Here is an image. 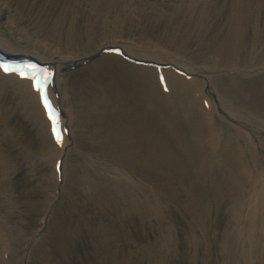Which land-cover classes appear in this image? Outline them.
<instances>
[{"label":"rangeland","instance_id":"obj_1","mask_svg":"<svg viewBox=\"0 0 264 264\" xmlns=\"http://www.w3.org/2000/svg\"><path fill=\"white\" fill-rule=\"evenodd\" d=\"M0 42L13 56L75 62L61 73L69 80L63 104L73 114L74 131L61 156L62 182L54 170L55 151H46L12 94L0 104V228L9 245L0 248V264H264L261 190L232 185L230 168L210 177L193 175L200 169L195 143L201 135L185 120L177 128L158 92L149 90L147 96L163 124L160 144L144 122L134 123L152 162L144 171L154 178L142 177L154 186L137 180L124 149L116 152L115 122L126 114H114L101 126L98 115L80 111L73 93L75 86L87 91L100 86L102 104L111 106L107 62L98 55L109 46L131 44L203 70L208 74L197 77L206 83L204 90L212 88L256 122L248 128L218 114L225 139L235 130L250 142L264 178V0H0ZM90 58L97 63L83 67ZM175 90L177 102L191 103L192 92ZM180 153L190 161L179 160L181 170L168 181L164 155ZM128 180L146 192L153 209L131 208L119 189Z\"/></svg>","mask_w":264,"mask_h":264},{"label":"bare ground","instance_id":"obj_2","mask_svg":"<svg viewBox=\"0 0 264 264\" xmlns=\"http://www.w3.org/2000/svg\"><path fill=\"white\" fill-rule=\"evenodd\" d=\"M126 52L131 53L132 55L139 56V57H152L157 60L162 61H168L170 57H165L163 54H150L147 51H143L142 49L136 48L131 44H127L124 46ZM0 49L7 51L8 49L0 42ZM107 66L104 67V72L108 73V78L105 81V84L109 87V94L112 98L111 106H107L106 104H102V94H101V88L100 86L93 85V89L91 91L83 90L81 86H75L74 88V96L78 102V107L80 111H86V113L90 117H97V115L100 117L99 124L103 126V123L109 122L110 119L113 117L114 114L119 116L120 112L123 111L126 114V119H123L120 117L119 122H115V129H116V136L114 137L115 142L119 143L118 147L115 148L116 152L121 151L124 149L125 153H127L128 156H130V159L127 161V165L130 169H132L135 172V175L137 177V180L142 183L143 186H146L147 184L151 183L147 178L153 179V175L150 173L145 172L144 170L146 167H150L151 160L148 157V153L143 150V148L140 146L141 141L136 138V126L134 125L135 122H144L145 125L149 127L145 128V130L149 131H155L157 133V139L160 142L162 135V127L163 124L161 122L160 117H158L156 114H154L153 105L148 102V91L153 90L159 93L160 97H163V104L164 107L167 108L175 117L174 125H177V128L182 126L183 120L186 121L187 126L191 128L192 130L196 131L201 135L200 140L198 139V142L193 141L195 143L196 148L198 149L199 157H198V166L200 169H197L195 173H192L195 176L206 174L210 177L212 174H216L217 171L224 172V168L219 169L218 163L216 161L224 162L230 161L235 162V166H237V169L240 172V168H242L240 162H241V153L243 152L240 150V147L242 145V148L244 149L245 153L247 155H250L251 158V165L254 170L255 166V172H253L252 177L250 178V182L248 180V174L251 173V171H248L247 175H243L240 178L236 175L235 171L234 174H232V178L235 180L230 181V183L236 187L241 186H252L253 188L258 187L259 190H261L262 195V201H264V178L263 175L260 174V171L258 170V165L256 162V156L254 153L247 152L248 146H250V142L246 139V137L243 135L241 137L240 133L238 131H233L234 134H228L232 136L233 138L223 139L222 135L223 132L222 129V120L219 115L221 116H228L233 119H237L239 121H243L242 124L245 125L248 128H252L253 125L256 124L254 120H250L246 117L245 113H243L238 108H232L230 104L227 103V101L223 100L222 97L215 96L214 90L210 87H208V92H206L202 87L206 84L201 82L197 77L192 79L191 82L186 81L183 78L180 77H173V81H175V84L177 85L174 87V84L170 81V78L167 79L168 87L172 90L176 88L179 90V92L184 93V91L192 92L193 99L191 100V103L188 104H181L180 109L177 101L174 99L173 103H171L169 100H171V97H165V95L162 93L161 87L159 85V82L156 80L155 75L150 72L149 70H144L142 68H136L135 66H132L130 64H127L123 62L121 59L117 57H108L106 59ZM118 60L122 63V65L118 62ZM97 63L94 62L93 64ZM181 66L185 67L192 75L193 74H203L207 75L208 73L203 70H198L190 65L184 64L183 62H177ZM54 65L57 68L56 76H55V83L53 90L49 91L50 96L52 98V101L59 106H61L62 109H64L65 116L63 114L62 116V125L65 126H71V116L73 115L70 111V109L66 106H64V96L66 97V83L69 82V80L61 79L62 72H65V70L70 67L74 66L75 62L69 59H63L60 61L54 62ZM84 72V71H82ZM168 74V73H167ZM68 77V76H67ZM138 82V83H137ZM174 83V82H173ZM211 85V84H210ZM201 87V88H200ZM13 90V91H11ZM173 91V90H172ZM196 92L202 93V97L209 98V110L204 109L202 107L203 100L201 98H198L195 96ZM60 94L59 101L54 98V94ZM124 94L123 98H120L119 94ZM12 94L13 102L16 103L20 107V109L24 112V114L28 117L30 121L37 127L39 130L40 135L43 137L45 141L46 151H55L56 160L59 159L62 154L63 150L59 151L57 146L54 144L53 139L50 135V123L45 118V113L43 109L40 106V99L39 94L35 93L32 88V83L28 80H19V78L16 75H6L0 70V104L5 99L6 95ZM118 95V97H117ZM141 96V97H140ZM169 99V100H168ZM205 99V100H207ZM202 101V103H201ZM208 101V100H207ZM12 103V101H9L8 104ZM176 107V110L174 109ZM111 116L108 118V113L112 112ZM69 114V116H68ZM159 114V113H158ZM216 116V119H215ZM67 119V120H66ZM217 121V124H216ZM247 121H251V124L248 125ZM173 124L168 123L167 126H169V129L171 132H174L176 129ZM248 130V129H247ZM248 132L253 134V131L248 130ZM239 134V135H238ZM257 134V133H256ZM50 138V144L47 142V137ZM239 137L243 138L241 141H238L237 143H241V145H234L235 139ZM208 138H211L212 145L208 146L207 140ZM221 138L223 140L224 144L219 143L218 146L217 142ZM145 140L144 138H142ZM195 139V138H194ZM179 140V139H178ZM246 140V141H245ZM201 141L203 143H201ZM233 141V142H232ZM232 142V143H231ZM68 139L66 138L63 142L62 149L64 147H67ZM124 143L123 146L121 145ZM160 144V143H159ZM207 145V147L205 146ZM147 145L144 146V148ZM216 147V148H215ZM215 148V151L213 149ZM159 149H162V146L159 145ZM167 152V150H163L160 153ZM159 153V154H160ZM166 160L165 167L170 168L169 174L167 175V180L171 181L175 177V172H178L182 168V164L179 160L186 161V159L190 158L185 154H175V155H164ZM163 159V158H162ZM56 160L54 163V168L56 166ZM164 162V160H163ZM165 163V162H164ZM222 165V164H221ZM224 165V164H223ZM191 166V165H189ZM223 167V166H222ZM233 167V166H232ZM228 169V168H226ZM238 172V173H239ZM145 176V177H142ZM142 179L144 181H142ZM220 179L222 180L223 184L226 185L227 182L220 176ZM128 183L125 184L123 182H120V184L125 188H119L122 190L131 205V208L136 211L137 213L139 211H142L146 208V205H148L150 208H154L153 204H150L149 198L146 197V192L144 194L143 190L132 188V184L129 180ZM154 182L149 184L148 186H154ZM131 185V186H130ZM194 185H198V181H195L193 183ZM139 185H135L134 187H137ZM147 186V187H148ZM146 187V188H147ZM129 189H135L134 195L131 197V195L128 194ZM140 190V191H139ZM144 195V196H143ZM254 197H256L254 193ZM142 199V202L141 200ZM139 203V204H138ZM264 205V203H262ZM6 235L4 234L3 230L0 228V248L8 249L9 245L7 244L8 241L5 238ZM248 238H252V234L247 233ZM8 247V248H7ZM3 251H6V250ZM3 254V252H2Z\"/></svg>","mask_w":264,"mask_h":264},{"label":"snow or ice","instance_id":"obj_3","mask_svg":"<svg viewBox=\"0 0 264 264\" xmlns=\"http://www.w3.org/2000/svg\"><path fill=\"white\" fill-rule=\"evenodd\" d=\"M4 71L7 72V71H9V69H7V68L5 67V68H4Z\"/></svg>","mask_w":264,"mask_h":264}]
</instances>
